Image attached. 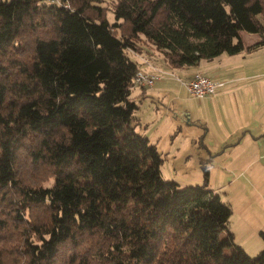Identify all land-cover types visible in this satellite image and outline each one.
I'll use <instances>...</instances> for the list:
<instances>
[{"label": "trees", "instance_id": "trees-1", "mask_svg": "<svg viewBox=\"0 0 264 264\" xmlns=\"http://www.w3.org/2000/svg\"><path fill=\"white\" fill-rule=\"evenodd\" d=\"M104 2L0 0V264H264L207 182L163 179L129 53L141 37L178 69L252 53L264 0H116L114 22Z\"/></svg>", "mask_w": 264, "mask_h": 264}, {"label": "crops", "instance_id": "crops-1", "mask_svg": "<svg viewBox=\"0 0 264 264\" xmlns=\"http://www.w3.org/2000/svg\"><path fill=\"white\" fill-rule=\"evenodd\" d=\"M242 35L247 46L262 40L259 34L243 32ZM260 51H264V47L252 53L243 52L233 56L222 54L213 60H202L195 66L179 69L170 67L164 56L156 50L134 53V59L146 71L178 73L183 80H189L195 73L201 72L225 83L216 96L198 101L203 112L197 118L200 127L188 126L187 141H200L206 152L203 156L213 168L208 170L211 178L222 179L220 176H224L230 179V183L240 182L234 197L240 210L239 218H242L238 226L240 235L247 231V225L252 223L253 218L264 216V60L262 57L248 59V56ZM160 84L166 86L162 80L152 88L135 87L131 93L132 99L138 91L137 99H132L139 106L134 123L159 152L162 143H172L171 132L170 135L162 136L167 129L162 119L170 115L171 108L163 103L166 94ZM168 130L171 131L170 126ZM231 208L234 213L233 204ZM258 228L263 227L253 224L249 230Z\"/></svg>", "mask_w": 264, "mask_h": 264}, {"label": "rangeland", "instance_id": "rangeland-1", "mask_svg": "<svg viewBox=\"0 0 264 264\" xmlns=\"http://www.w3.org/2000/svg\"><path fill=\"white\" fill-rule=\"evenodd\" d=\"M116 4V0H105L104 6L108 8V19L110 22L115 21L113 8ZM139 47L144 50L155 48L144 38L141 37L138 41ZM140 48V50H141ZM133 57L134 53L129 52ZM261 53V54H260ZM262 57L264 60V51H260L252 56H248V59L257 60ZM264 72V69H262ZM178 78L182 77L178 73H174V77H166L163 81L166 82V86L163 87L166 94V98L163 103L171 108L170 115L164 116L162 122L166 123L165 132L162 136L165 137L169 132L172 136V143L167 145H161L160 153L163 156L164 162L161 166L162 177L166 181H174L179 185V188H187L192 186H203L206 185L209 189L214 190L219 194L225 203L234 205V213L231 216V231L235 237V242L239 245L248 255L251 257L257 256L264 248V239L261 236V232H264V216L259 215L253 218L252 223L247 225V231L240 235L239 223L242 218L240 216V210L237 209V204L234 199L236 194V186L240 182H231L230 179L220 176L208 177L209 181H206L205 170H212L211 163L206 160L205 150L202 148L200 141L198 143H190L187 141L188 137V126L200 127L198 117H201V107L198 105L199 99H195L189 95L186 88L182 85ZM157 83H161L157 82ZM156 83V84H157ZM137 90L133 94L132 99L136 100ZM173 97V98H172ZM147 106L142 108L146 109ZM139 113V111H138ZM165 114V113H164ZM133 125L136 126L134 123ZM181 127L179 128V126ZM171 128V131L168 128ZM137 131L141 133L139 126L136 127ZM181 129L183 130L181 134ZM142 134V133H141ZM227 180V181H226ZM52 179L44 183V186L52 185ZM234 199V200H233ZM231 202V203H230ZM231 204V206H232ZM233 211V208H232ZM258 228L256 230H249L252 225ZM225 235V233H224Z\"/></svg>", "mask_w": 264, "mask_h": 264}, {"label": "built area", "instance_id": "built-area-1", "mask_svg": "<svg viewBox=\"0 0 264 264\" xmlns=\"http://www.w3.org/2000/svg\"><path fill=\"white\" fill-rule=\"evenodd\" d=\"M166 77H174V74L161 71H146L140 68L134 77L133 88H152L157 82L164 80ZM178 80L181 81L191 97L199 100L216 96L219 88L225 85L224 82L216 81L201 72L195 73L189 80L180 78Z\"/></svg>", "mask_w": 264, "mask_h": 264}]
</instances>
